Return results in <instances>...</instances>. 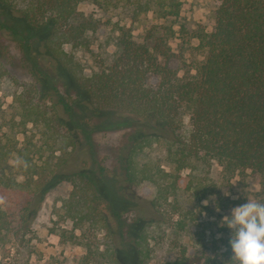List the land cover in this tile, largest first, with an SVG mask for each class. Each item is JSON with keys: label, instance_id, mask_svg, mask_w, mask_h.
<instances>
[{"label": "trees", "instance_id": "obj_1", "mask_svg": "<svg viewBox=\"0 0 264 264\" xmlns=\"http://www.w3.org/2000/svg\"><path fill=\"white\" fill-rule=\"evenodd\" d=\"M80 1L0 0L5 7L20 13L17 19L29 30L46 29L41 38L42 51L25 32L0 19V32H7L16 41L25 55L22 68L37 83L22 91L24 122L43 124L53 143L58 136L61 143H73L74 136L60 133L59 126L64 121L56 109L61 104L70 117L74 116L75 103L68 104L56 85L57 73H65L85 93L95 115L104 110L127 115L122 124L113 122L107 126L132 128L117 152L123 182L133 188L151 183L150 192L140 190L135 196L156 208L160 220L172 211L179 215L174 220L178 229L185 227L186 220L196 222L192 209L182 208L181 194L197 202L206 200L207 204H202L198 212L207 217L215 215V209L243 204L241 198L222 196V187L236 174L245 175L248 169L262 178V189L255 193V200L264 202V0H213L211 30L194 32L202 58L193 61V72L188 69L183 75L166 63L171 55L167 43L174 30L170 23L164 22L146 42L136 41L128 27L118 25L112 42L115 50L109 59L100 62L98 70L89 75L83 73L72 49L88 46L87 31L96 29L97 23L91 16L77 12ZM92 1L106 9L120 7L132 19L154 9L166 20L176 17L179 10L178 0ZM65 44H69L70 50L64 49ZM41 56L54 60L56 71H48ZM7 69L4 68L5 72ZM150 73L158 76L155 86L146 84ZM33 91L40 95V100H33ZM52 94L56 100L47 108L43 101ZM184 112L188 114L187 125L182 121ZM77 124L93 153L91 130L97 124L88 126L81 120ZM23 140L19 146L0 143L1 234L29 229L51 179L59 178L58 167L68 158L65 156L55 166L46 161L37 164L40 146L26 134ZM153 142H162L163 160L172 165L171 170L161 167L158 159L144 158L145 148ZM12 153L20 160V179L12 171H6ZM214 162L220 167L218 180L210 176ZM184 168L190 170L181 174ZM95 171L97 175L82 166L68 171L66 177L71 188L61 202L63 219L71 222V235H80L85 242L83 264L95 258L115 263L121 247L134 253L138 264H148L152 255L146 231L134 228L141 218L125 222L121 211L131 204L116 205L113 200L116 189L110 185L105 167L98 165ZM124 188L119 195L132 201L134 198L124 193ZM95 229H103L109 237L99 250V243L90 239ZM220 231L231 232L226 226ZM226 247L218 256H210L179 245L165 264H232L228 242ZM226 253L229 255L224 259Z\"/></svg>", "mask_w": 264, "mask_h": 264}, {"label": "rangeland", "instance_id": "obj_2", "mask_svg": "<svg viewBox=\"0 0 264 264\" xmlns=\"http://www.w3.org/2000/svg\"><path fill=\"white\" fill-rule=\"evenodd\" d=\"M178 2V15L166 20L160 18L154 9L143 11L137 19H132L120 7L106 9L99 7L92 0L78 2L77 12L91 16L97 23L96 29L87 31L88 46L72 49L76 60L83 67V73L89 75L98 70L100 62H106L109 59L115 50L112 42L117 34L116 27L118 25L128 27L136 41L146 42V38L156 33L158 27L164 23L167 25L170 23L174 30L167 43L171 54L166 60L167 65L178 75H183L188 69L193 72V61L202 58V53L196 47L198 39L194 32H197L198 29L211 30L214 2L213 0H178ZM19 14L15 9L7 8L0 2V19H4L14 29L25 32L29 39H33V42L38 44L42 50L41 38L46 34V29L29 30L24 22L17 19ZM180 26L183 27V30L180 29ZM150 44L148 43L149 46ZM64 49L70 50L69 44H65ZM41 57H44L41 61L48 71H56L54 60L47 56ZM24 58L25 55L23 56L21 53L16 41L12 40L7 32H0V143L19 146L24 142L23 136L26 134L40 146L41 155L40 158L36 157L37 164L46 161L49 165L55 166L65 156L68 158L58 167L56 174L59 175V178L51 179L42 203L29 222V229L18 233H14V231L0 233V264H83L82 256L86 254L85 242L80 235H73L75 237L71 235L73 232L71 222L63 219L61 202L71 188L70 181L66 177L67 172L82 166L85 170H92L97 175L95 169L98 165L105 167L109 183L116 189L113 193L115 204L119 206L131 204L130 207L121 211L122 216L127 219L125 222L129 223L135 217L141 218L136 222L134 228L138 229L139 227L146 231L152 255L148 264H165L173 258L179 245L192 248L195 253L202 255L218 256L219 253L225 252L231 232L224 234L220 231L223 227L222 219L231 213L233 207L238 205L229 206L226 209H215V215L207 217L205 213L198 212L206 200L197 202L186 194H181L182 208L184 210L192 209L194 217L197 218L196 222L186 220L185 227L178 229L174 220L179 215L172 211H168L166 217L160 220L158 218L160 214L156 208L135 196V192L140 193V190L144 193L150 192L151 183L144 182L143 186L140 184L133 188L123 182L117 152H119L118 148L123 146L124 141L126 142V135L131 132L132 128L109 129L108 127L113 122L122 124L121 120L127 115L105 110L95 115L85 93L77 87L69 75L57 73L56 85L58 92L68 104L73 106L75 103L74 116L70 117L61 104H57L56 109L64 121V124L59 126L62 129H60V133L69 137L74 136L73 143H61V136H58L57 141L53 143V139L47 135L43 124L34 125L31 121L24 122L22 91L37 84L35 78L22 68L21 61ZM4 68H8V71L5 72ZM157 81L158 76L150 73L147 76L146 84L155 86ZM33 94V100H40V95L37 92ZM51 96L43 101V105L47 108H51L56 100L55 94ZM80 120L88 126L97 124V128L91 130L93 153H91L92 147L86 143L83 134L77 127ZM182 121L184 125L188 124L186 112L182 115ZM131 122L134 124L133 121ZM163 155L162 142H153L144 151V158L158 159L161 167L169 171L172 169V165L163 160ZM82 160L86 161V164ZM19 165L20 160L12 153L8 156L6 171H12L20 179ZM219 168L218 164L214 162L210 170V176L214 180H218ZM189 170V168H184L181 170V174H185ZM229 182H226L224 186L221 185L223 186L222 196L230 199L241 198L242 203H246L249 199H255V193L262 189V178L249 169L243 176L236 174ZM122 187H125L124 193L132 195L134 198L132 201L128 200L126 195H119ZM133 230L131 231L135 233ZM92 231L91 241L98 242V250L102 249L109 239L108 234L103 229ZM123 248L118 249L117 262L115 263L100 262L95 258L88 264H138L134 253ZM92 250L95 248L93 247ZM228 255L226 253L223 258L225 259Z\"/></svg>", "mask_w": 264, "mask_h": 264}, {"label": "clouds", "instance_id": "obj_3", "mask_svg": "<svg viewBox=\"0 0 264 264\" xmlns=\"http://www.w3.org/2000/svg\"><path fill=\"white\" fill-rule=\"evenodd\" d=\"M222 221V226L231 230L228 245L232 264H264V202L249 199L233 207Z\"/></svg>", "mask_w": 264, "mask_h": 264}]
</instances>
